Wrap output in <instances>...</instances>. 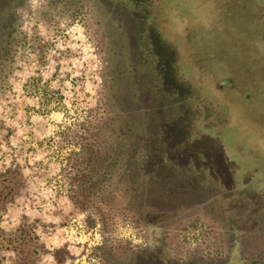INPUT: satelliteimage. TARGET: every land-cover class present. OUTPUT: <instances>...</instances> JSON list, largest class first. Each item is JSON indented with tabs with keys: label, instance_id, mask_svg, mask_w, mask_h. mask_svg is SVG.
<instances>
[{
	"label": "rangeland",
	"instance_id": "rangeland-1",
	"mask_svg": "<svg viewBox=\"0 0 264 264\" xmlns=\"http://www.w3.org/2000/svg\"><path fill=\"white\" fill-rule=\"evenodd\" d=\"M77 1L25 0L19 8L17 51L0 95V264H109L107 246L121 244L146 264H241L230 260L227 211L253 216L264 207V0H151L152 8L139 0L129 7L135 32L106 15L109 3L85 0L79 12ZM118 60L123 101L138 109L125 120L136 124L143 156L144 135L158 130L155 142L170 160L154 165L169 178L141 189L137 208L124 195L103 224L70 198L66 167L79 152L73 132L88 137L86 122L103 113ZM139 161L143 178L152 163ZM237 180L250 184L247 194H232ZM250 230L239 237L244 255L256 258L264 234ZM27 233L37 241L16 248ZM115 258L129 259L121 251Z\"/></svg>",
	"mask_w": 264,
	"mask_h": 264
},
{
	"label": "trees",
	"instance_id": "trees-1",
	"mask_svg": "<svg viewBox=\"0 0 264 264\" xmlns=\"http://www.w3.org/2000/svg\"><path fill=\"white\" fill-rule=\"evenodd\" d=\"M13 1L14 0H0V95L7 89V87H3V84L9 79L10 73H5V70L6 67L9 66V62L11 65L17 51V43L14 42L15 37L13 34L15 32V26L18 27L21 25L19 21L22 17L19 14L20 9L26 5L25 0H17V8L13 5ZM99 1L104 3L105 6L108 3L112 6L111 9L106 11L107 16L111 17L112 20L117 22L124 30L128 31V29H131V32H135L133 28L134 25L138 24L137 15L131 10L132 8L129 7L132 4L136 5L139 3V0H127L126 5L124 0ZM147 1H149L148 5L150 8H152L153 5H157L156 3H152L151 0ZM84 2L85 0H78L75 3L74 6H77L79 12L85 8ZM89 18L91 17L89 16ZM94 20L95 17L93 18V21ZM94 23L97 25L100 21H94ZM130 31L128 35L131 39H128V41L133 42V35ZM123 32L120 34L122 38L126 35L123 34ZM135 35L134 33V36ZM148 49H150V47H148L147 50ZM151 49L154 48L151 47ZM145 51L146 50H143V52ZM119 61L120 60L116 62V66L113 68L115 71L112 80L115 88H113L112 91H108V95H104L107 96V98L105 101H102V115L99 119L86 122L90 124L88 125V137L79 135L75 131L73 132L75 133V135L73 134V139L75 140L76 137L78 138L77 144L79 146V152L72 154L75 157H70L66 167V171H68L67 176L70 180L69 184L71 185L70 198L73 199L77 208L80 207L83 208L85 212L89 211L90 213L96 214L103 224L112 221L118 214L117 210H121L124 195L129 200V203L137 208L141 189H146L147 186L148 188H152V182L157 181L158 178H160L161 181L169 178V174L164 168L163 170H158L157 166L159 165H154V163L158 162L160 159L162 160L160 163L161 166H168L170 160V150L168 147L165 144L155 142V139L159 135V133L157 134L158 130L149 131V129V137L144 135L147 141H145V146L143 148L148 152L143 156L138 147L137 139L140 136L137 132L136 124L127 123L125 120V115L128 114L126 111L135 114L138 109L136 106L128 109V105L123 101L122 83L126 75L123 74V63L121 62L122 64H120ZM81 126L83 125L80 124L79 129L83 128L87 134V129L84 128L85 124L83 127ZM159 130L164 134L166 129L164 126H161ZM250 132L251 131H248L246 133L247 140L252 137ZM238 133L240 134V132ZM248 145H250V143H248ZM160 149H162V151H160ZM140 155L142 159L144 158L146 160L144 161L146 165L152 163L148 172L144 173V179L140 176ZM249 185H244L243 181L237 180L235 185L232 186V194H241ZM244 193L247 194V192ZM144 198L148 200L145 196ZM240 198L242 199V197L233 196L229 203L232 205L236 204L240 201ZM227 200L229 199L226 197V201ZM149 204H151V202L143 203V206L146 207ZM239 205L240 204L237 203V206ZM105 208L114 210V216L110 219H107L110 215L107 214ZM261 209H263V207H258L253 216H251L249 210L245 215H241L238 207H232L231 211H227L230 212L229 214L231 216L230 232L231 235L235 237L234 245L231 250H229L231 254L230 260H239L241 264H252V262H256L257 264L264 263V250H262V253H259L256 258L254 257L255 255L250 256L249 253L245 254L247 255V258H245V248H243L244 240L239 237L244 234L242 231H248L250 228L252 231L250 230L247 234L256 231L257 224L260 223V219H257L259 215L257 210L258 212L260 211L261 214ZM143 211L145 210L143 209ZM32 241H37V238L27 233L25 236L15 239L14 244L17 245L16 248L21 247V249H27L33 246ZM9 242L11 244V240ZM129 246L130 245L127 247L126 245L125 247V245L121 244L117 249H113L112 246H107V248L111 247V250L105 247V249H107V262L109 264H119V260L115 258V255L118 251H121V255L126 253L129 258L125 260L124 264H146L144 259L140 257V252L133 247L129 249ZM123 251L128 252L123 253ZM252 257H254V259H250Z\"/></svg>",
	"mask_w": 264,
	"mask_h": 264
},
{
	"label": "crops",
	"instance_id": "crops-1",
	"mask_svg": "<svg viewBox=\"0 0 264 264\" xmlns=\"http://www.w3.org/2000/svg\"><path fill=\"white\" fill-rule=\"evenodd\" d=\"M254 170L255 171H261V169H258V168H255ZM263 203H264V198H263ZM258 210H257V213H259V215L257 216L258 217L257 219H260V223L257 224V229L256 230H258L260 232L259 235H262V234H264V215L262 216V214H260V211L258 212ZM261 210H262V212L264 214V207Z\"/></svg>",
	"mask_w": 264,
	"mask_h": 264
}]
</instances>
